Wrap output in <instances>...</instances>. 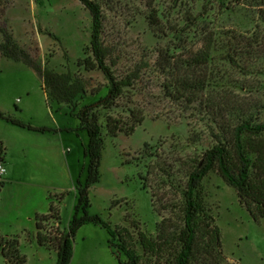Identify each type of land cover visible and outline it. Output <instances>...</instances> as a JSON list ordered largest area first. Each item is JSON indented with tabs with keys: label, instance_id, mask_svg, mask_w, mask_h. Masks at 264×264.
I'll return each instance as SVG.
<instances>
[{
	"label": "rangeland",
	"instance_id": "374dc122",
	"mask_svg": "<svg viewBox=\"0 0 264 264\" xmlns=\"http://www.w3.org/2000/svg\"><path fill=\"white\" fill-rule=\"evenodd\" d=\"M94 1L101 9L106 62L116 77L130 76L131 83L111 106L97 110L103 148L99 180L88 188L87 212L120 229L140 250L139 233L170 238L181 227L185 182L204 151L217 140L229 142L242 119L264 122V41L251 54H236L234 63L227 55L233 35L244 44L256 24L264 30V0ZM90 27V14L79 0H0V30L10 32L42 67L82 80L75 110L104 97L108 87L99 69L85 66L92 60ZM204 49L207 85L199 98L189 104L169 97L162 65ZM0 111L48 128L40 132L0 118L5 169L0 234L17 238L26 264H55L56 236L67 229L78 181L86 177L87 134L68 105L46 99L30 66L1 53ZM110 118L121 126L114 135L106 125ZM249 137L264 138V132L244 133L243 142ZM200 191L203 209L219 229L224 263L264 264V218L255 221L216 170L204 176ZM50 201L58 206L59 219L41 221L51 240L47 250L36 241L34 215L46 213ZM107 239L100 225L83 224L73 237L69 264H119L117 258L124 256L112 249L114 256ZM0 264H11L1 248Z\"/></svg>",
	"mask_w": 264,
	"mask_h": 264
},
{
	"label": "trees",
	"instance_id": "16d2710c",
	"mask_svg": "<svg viewBox=\"0 0 264 264\" xmlns=\"http://www.w3.org/2000/svg\"><path fill=\"white\" fill-rule=\"evenodd\" d=\"M79 1L91 17L89 46L92 60L86 62L85 66L89 69H99L107 80L108 87L104 97L84 104L77 110L74 107L75 101L84 91L82 80L70 72L58 73L42 67L17 44L10 32L6 29L0 30L2 34L0 53L30 66L41 78L46 99L68 105L71 114L79 121V128L85 130L87 134V144L83 152L88 160L86 177L82 183L78 181L76 203L67 229L56 236L55 264H69L73 251V237L77 229L86 223L98 224L106 230L107 245L111 253L116 256L112 250L115 249L124 256V259L116 257L119 264H225L219 249V229L203 209L200 184L209 171L216 170L225 183L235 189L239 203L244 205L251 217L255 221L264 218V138L249 137L245 142L242 139L244 133L264 132V122L255 123L250 118L242 119L232 128L229 142L217 140L213 146L206 149L189 172L185 182L182 192L181 227L175 234L170 235V238L158 235L159 238L153 239L139 233L137 243L140 250L136 249L122 237L120 229L112 227L99 215H90L87 212L88 188L99 180L103 148L97 110L100 107L111 106L131 81L130 76L116 77L106 62L107 52L101 40L102 15L99 4L94 0ZM261 22L264 24V14ZM238 37L244 39L243 35ZM232 38L237 40L234 35ZM245 38L247 41L244 44L242 41L234 42V40L229 43L230 51L227 55L231 63L235 62L234 57L238 53L251 54V48L255 45L259 46L260 42L264 41V30L256 24L251 37ZM208 55V50L204 49L190 58L176 60L172 65L170 60L165 61L162 68L167 75L163 81V89L169 97L189 104L199 98V94L207 85L204 72L209 60ZM0 118L31 130L40 132L48 130L46 127L26 125L1 111ZM117 121L112 118L106 121L109 132L113 135L121 129ZM140 121L141 119L138 118L135 123ZM133 128L132 124L127 128L126 133H130ZM246 151L253 153L254 159ZM2 152L4 154V147L0 142V154ZM2 185L3 180L0 181V188ZM57 207L53 201H50L46 213L34 215L36 241L39 246L47 250L50 249L48 244L51 240L41 231L43 229L41 221L48 218L59 219ZM0 248L3 256L11 264H26L25 256L19 252L16 237H3L0 234Z\"/></svg>",
	"mask_w": 264,
	"mask_h": 264
},
{
	"label": "built area",
	"instance_id": "2783aa9c",
	"mask_svg": "<svg viewBox=\"0 0 264 264\" xmlns=\"http://www.w3.org/2000/svg\"><path fill=\"white\" fill-rule=\"evenodd\" d=\"M5 171L4 166L0 163V174H3Z\"/></svg>",
	"mask_w": 264,
	"mask_h": 264
},
{
	"label": "crops",
	"instance_id": "0c3cea01",
	"mask_svg": "<svg viewBox=\"0 0 264 264\" xmlns=\"http://www.w3.org/2000/svg\"><path fill=\"white\" fill-rule=\"evenodd\" d=\"M3 162H4V161H3ZM35 213H37V211H36Z\"/></svg>",
	"mask_w": 264,
	"mask_h": 264
}]
</instances>
